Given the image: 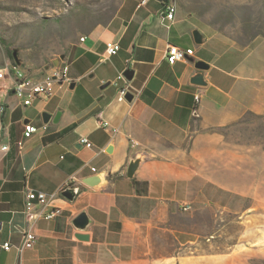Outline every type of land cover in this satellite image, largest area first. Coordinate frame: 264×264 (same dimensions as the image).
<instances>
[{
	"label": "crops",
	"instance_id": "obj_1",
	"mask_svg": "<svg viewBox=\"0 0 264 264\" xmlns=\"http://www.w3.org/2000/svg\"><path fill=\"white\" fill-rule=\"evenodd\" d=\"M140 2L121 0L106 25L75 42L50 68L16 59L0 44V69L16 64L40 81L53 68L68 66L71 79L29 106L9 76L0 79L6 107L0 113V148L9 147L0 151V264H175L179 258L168 244L183 247L192 236L177 217L186 205L187 213L205 198L207 184L230 195L257 193L255 165H261L264 179V152L256 158L247 143L240 152L235 146L227 150L232 146L218 131L248 114L264 116V38L239 47L219 34L206 35L178 9L174 21L165 20L173 0ZM194 30L203 35L202 45L194 42ZM109 42L121 47L112 57L106 52ZM169 45L194 54L172 65L166 58ZM198 62L208 65L207 87L191 84ZM127 70L133 71L132 80H119ZM127 86L135 95L132 103L119 100ZM43 113L51 115L48 123ZM26 124L37 132L19 150ZM82 137L91 148L80 143ZM137 156L140 166L129 179L128 166ZM207 163L214 164L213 173ZM96 175L103 176L99 187L83 185ZM70 179L81 188L74 202L60 194ZM29 192L54 198L36 204L29 217ZM53 212L55 218L45 219ZM82 212L91 219L86 232L73 226ZM27 231L35 243L20 252ZM78 233L90 240L80 241ZM183 260L190 264V258Z\"/></svg>",
	"mask_w": 264,
	"mask_h": 264
},
{
	"label": "rangeland",
	"instance_id": "obj_2",
	"mask_svg": "<svg viewBox=\"0 0 264 264\" xmlns=\"http://www.w3.org/2000/svg\"><path fill=\"white\" fill-rule=\"evenodd\" d=\"M181 16L206 35L219 34L239 47L264 38V0H173ZM121 0H0V44L27 63L53 67L75 42L116 14ZM234 150L253 144L264 152V116L246 115L220 131ZM259 157L258 159H260ZM256 160V159H255ZM214 172V164L207 163ZM255 165L254 196L230 195L207 184L205 198L177 222L190 232L183 247L168 246L190 264H264V179ZM257 173V174H256ZM195 262V263H194Z\"/></svg>",
	"mask_w": 264,
	"mask_h": 264
},
{
	"label": "built area",
	"instance_id": "obj_3",
	"mask_svg": "<svg viewBox=\"0 0 264 264\" xmlns=\"http://www.w3.org/2000/svg\"><path fill=\"white\" fill-rule=\"evenodd\" d=\"M151 1L155 0H141V5H147ZM177 12V6L175 3L170 5L167 9V14L165 15V20L174 21L175 15ZM85 41V37L81 38V42ZM121 50V47L118 43L109 42L106 45V52L109 57L117 55ZM194 50L193 49H182L180 47L169 45L167 49L166 58L170 64H175L179 61H184L189 56H193ZM69 67L68 66H61L55 67L52 69L50 74L45 75L40 81H34L33 79L29 78L26 73L16 64L15 65H7L3 69H0V79H4L5 76H9L10 79L13 81L14 90L16 95L22 99V102L25 106H29L32 104L33 99L39 95L51 96L55 91V84L56 83H71V79L68 76ZM125 79L124 75H120L119 80ZM128 92L134 94L130 86H127L121 89L119 93V100L126 101L125 96ZM6 112L5 105L0 102V113L4 114ZM37 132V128L34 127L32 124L25 125V131L23 135V139L17 142V147L19 150H22L24 147L25 139H29L33 134ZM80 143L85 145L88 148L92 147L91 142L87 137H82L80 139ZM137 147V143L132 142L131 148L135 149ZM9 149L8 146H3L0 148V151H7ZM95 171V169H93ZM70 179L60 190L61 192L70 187ZM54 197H49L43 192H29L26 196V203L25 209L26 213L32 216L35 205L41 204L45 205L49 202V200ZM191 208L190 206L186 205L184 207V211H189ZM57 215L56 212L51 214L45 215V219L51 220L55 218ZM35 243V235L31 231H27L24 233L23 241L20 246H18V250L23 252L25 249H31ZM5 250H11L12 246L7 243L4 245Z\"/></svg>",
	"mask_w": 264,
	"mask_h": 264
},
{
	"label": "water",
	"instance_id": "obj_4",
	"mask_svg": "<svg viewBox=\"0 0 264 264\" xmlns=\"http://www.w3.org/2000/svg\"><path fill=\"white\" fill-rule=\"evenodd\" d=\"M193 38H194V42L197 45L203 44V35L201 34V32L199 30L193 31ZM14 57L17 59L16 54H14ZM60 58L65 59V55H62ZM58 62L59 61H56L55 65H58ZM196 68L199 70V72L196 73L191 78V84L194 86L200 87V88L207 87L208 83L205 80L203 71L208 69V65H206L203 62H198L196 64ZM133 74L134 73L132 70H127L123 75L127 80H132ZM74 87H75V85L73 84L71 86V88L73 89ZM125 99L129 103H132L135 99V95L131 92H128L125 96ZM60 118H61V114L59 113L56 116V118L54 119V122L58 123ZM43 120L45 123H48L51 120V115L48 113H43ZM141 160H142V158L140 156H137L136 159L131 161V163L129 164L128 169H127V177L129 179L134 178V176H135V174H136V172L140 166ZM102 180H103L102 175H96V176H92V177L84 179L82 181V183L85 186H88L91 188H97L103 182ZM80 191H81V188L79 186H70L61 192V196L70 202H74L76 200V198L78 197ZM90 225H91V219L86 212H82L73 220V226L75 227V229L77 231H80V232H86L88 230V228L90 227ZM76 238L79 239L80 241H84V242L85 241L87 242L90 240V236L88 234H82V233H78L76 235Z\"/></svg>",
	"mask_w": 264,
	"mask_h": 264
},
{
	"label": "trees",
	"instance_id": "obj_5",
	"mask_svg": "<svg viewBox=\"0 0 264 264\" xmlns=\"http://www.w3.org/2000/svg\"><path fill=\"white\" fill-rule=\"evenodd\" d=\"M112 18H113V17H112ZM112 18H111V19H112ZM111 19H110V20H111ZM248 115H253V114H248ZM254 116H256V115H254Z\"/></svg>",
	"mask_w": 264,
	"mask_h": 264
}]
</instances>
